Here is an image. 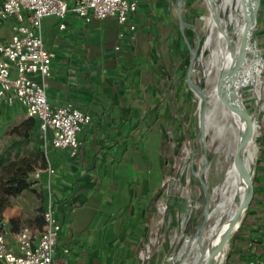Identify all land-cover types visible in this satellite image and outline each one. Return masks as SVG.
I'll return each instance as SVG.
<instances>
[{"label":"crops","instance_id":"0c3cea01","mask_svg":"<svg viewBox=\"0 0 264 264\" xmlns=\"http://www.w3.org/2000/svg\"><path fill=\"white\" fill-rule=\"evenodd\" d=\"M146 1L142 4L152 25L146 26L147 32L139 30L135 42L119 39L122 27L114 17L86 22L70 12L63 29L59 17L43 18L44 42L55 53L47 88L49 102L52 106L72 102L90 113L92 121L78 133L82 146L77 156L51 146L47 159L53 173L48 175L45 168L38 167L41 176L32 174L39 179L37 188L24 190L13 198L12 205L4 210V222L12 242L25 226L42 230L38 193L42 191L46 204L51 196L62 225L55 250L57 264H140L146 208L153 203L155 192L148 141L143 144L141 135L144 119L152 123L151 130L155 119L151 117L154 109L145 111L143 100H139V94L144 96L143 90L139 93L144 81L133 79L132 66L136 69L142 64L139 57L151 50L162 30H170L172 21V13L167 18L169 0ZM14 22L15 18L0 20L4 41L10 39ZM258 37L264 52V0L258 15ZM145 41L150 45L145 47ZM118 43L120 49H116ZM31 75L39 78L37 73ZM151 84L154 87V80ZM26 115L20 103L5 106L0 111V123L18 122ZM6 132L0 127L1 139L10 136ZM8 140L0 143V148ZM261 142L254 177L255 197L249 208L256 213L252 219L264 212V122ZM12 218L17 219L15 226L10 224ZM253 221L248 220L247 224ZM252 232L250 247L240 249L253 256L241 259L237 255L241 261L232 264H247L252 258L264 257V225Z\"/></svg>","mask_w":264,"mask_h":264},{"label":"rangeland","instance_id":"374dc122","mask_svg":"<svg viewBox=\"0 0 264 264\" xmlns=\"http://www.w3.org/2000/svg\"><path fill=\"white\" fill-rule=\"evenodd\" d=\"M169 2L177 31L174 35L170 28L169 31L162 30L161 36H157L165 59V74L160 90L158 88L164 101L158 105L160 109L157 113L155 110L152 112L151 117L155 121L147 142L155 192L153 203L146 208L147 222L140 264H180L182 256H178L179 251L186 238H193L201 232L206 204L208 207V198L206 200L199 176L204 179L210 193L217 181L213 175L217 145H206L205 140L209 139V135H205L204 131L199 135L202 106L198 88H207L205 67L201 61L210 53L209 48L204 50V43L210 30L208 18L211 11L207 0H183L181 26L178 0ZM254 34L255 38L251 41L255 40L261 50L263 66L257 73L253 59H247L240 83V98L256 122L257 144L254 160L250 164L252 172L261 155V129L264 122V52L258 37V20ZM143 45L147 47L150 43L145 41ZM192 55L194 64L191 79L194 86L188 80ZM9 137L0 138V143ZM255 214L253 210L247 211L241 227L230 240L227 264L241 261L236 258L237 254L229 256L232 245L248 249L254 237L253 229L264 225V212L257 213L259 217L252 219ZM248 220L256 222L247 224ZM209 222L210 219H206L204 225ZM247 225L253 226L247 228ZM236 236V240H233ZM222 262L225 264L226 257Z\"/></svg>","mask_w":264,"mask_h":264},{"label":"built area","instance_id":"2783aa9c","mask_svg":"<svg viewBox=\"0 0 264 264\" xmlns=\"http://www.w3.org/2000/svg\"><path fill=\"white\" fill-rule=\"evenodd\" d=\"M138 9L137 0H2L0 20L15 18L11 37L4 41L0 36V111L5 106L20 103L28 116L40 120L44 146L50 139L55 148L69 151L77 156L82 146L78 133L92 121V115L68 102L52 106L47 95L51 62L55 53L46 47L42 21L46 16L56 15L61 19L60 28H65L64 19L72 12L84 21L114 17L122 27L119 39L135 42L138 27L133 16ZM121 44L116 45L120 49ZM39 74V78L31 74ZM44 171L53 173L49 164ZM35 177L41 171H35ZM42 230L23 227L9 239L8 232H0V261L3 264H57L56 243L62 225L56 214L52 197L43 213ZM67 251V249H65ZM247 264H264V257L252 258Z\"/></svg>","mask_w":264,"mask_h":264},{"label":"bare ground","instance_id":"6f19581e","mask_svg":"<svg viewBox=\"0 0 264 264\" xmlns=\"http://www.w3.org/2000/svg\"><path fill=\"white\" fill-rule=\"evenodd\" d=\"M253 2L255 0H221L218 5V0H207L211 14L208 18L210 30L204 43V50L209 48L210 53L201 61L205 67L207 88H198V92L201 99L202 120L205 125L203 131L205 135H209L205 143L217 145L213 173L217 181L211 193L208 192L207 195L209 207L207 219L211 222L204 225L198 235L186 238L178 254L182 256L180 264H207L209 259L207 247L215 236L211 250L216 264L223 263L227 248L226 233L220 234L225 227V221L233 215L243 198L244 179L239 176L234 167L240 120L229 108L226 100V86L230 68L233 65L232 58L233 56L237 58L239 54L240 43L247 25L246 12ZM213 8L217 9L218 23L212 17ZM231 46H233V53ZM246 51L244 65L247 59H253L259 73L263 63L262 58L257 54L256 46L249 44ZM255 153L256 146H250L246 161L251 172L250 164L254 160ZM212 167L213 163H211ZM238 194L240 196L237 199ZM237 224L238 222L232 230H235Z\"/></svg>","mask_w":264,"mask_h":264},{"label":"trees","instance_id":"16d2710c","mask_svg":"<svg viewBox=\"0 0 264 264\" xmlns=\"http://www.w3.org/2000/svg\"><path fill=\"white\" fill-rule=\"evenodd\" d=\"M138 9L133 16V20L136 22L138 31L147 32L146 26H151L152 22L148 19V13L142 3L146 0H137ZM187 1V0H186ZM189 5V4H187ZM171 14L170 10L167 12V18ZM171 31L175 35L177 31L176 23L171 21ZM142 64L136 69L132 66L133 79H143V85L139 86V93L143 90L144 96L138 95L139 100H143V106L145 111L154 109L157 113L160 109L159 104L163 103L164 97H161L160 85L163 81L164 73V57L161 54L159 48V39L155 38L151 45V50L145 52L139 57ZM154 80V87L151 81ZM153 89H155L153 91ZM136 99V97H135ZM4 123V124H3ZM1 129L10 135L8 142L0 148V232L7 231V224L4 222V210L12 205L13 198L24 190L36 189V183L39 179L33 177V173L38 167L46 168L48 166V153L51 148L49 140L47 146H44V140L42 138V130L40 128V120L34 116H26L21 122H3ZM141 120L139 121V124ZM152 123H148L145 118L143 121V144L148 141L149 132L151 130ZM142 141V140H141ZM148 154L145 152V159L148 160ZM148 170V169H147ZM146 170V171H147ZM43 179H47L44 176ZM257 192V189H256ZM41 198V202L37 207L39 217L43 219V213L46 208L44 203V197L42 191L38 193ZM151 199V198H150ZM17 219L12 218L10 224L15 226ZM146 217L144 223H146ZM15 228V227H14ZM264 236V232L262 234ZM237 236L233 239L236 240ZM264 238V237H263ZM237 254L241 259H249L253 255L247 253L245 250H241L237 245L231 248L230 257ZM0 264H3L0 261Z\"/></svg>","mask_w":264,"mask_h":264},{"label":"water","instance_id":"95a60500","mask_svg":"<svg viewBox=\"0 0 264 264\" xmlns=\"http://www.w3.org/2000/svg\"><path fill=\"white\" fill-rule=\"evenodd\" d=\"M262 0H255V2L251 3L249 6L248 11L246 12V19H247V25L244 30L242 40L240 43L239 48V54L236 57L233 56L232 61L233 65L230 68L229 77L227 81L226 86V100L229 105V108L237 115V117L240 120V130H239V141L238 146L236 150V154L234 157V167L237 170L240 177L244 179L245 186L243 187V198L242 201L238 204V207L234 211L233 215L225 221V227L223 229V233H226V240H225V246L226 248V262L227 264V258H228V245L230 243V240L232 239L233 235L236 231L239 230V228L242 225V221L245 217V214L249 210L250 206L253 203L254 197H255V183H254V177H255V170L253 172L250 171L247 165V153L250 146L257 144L255 139V131H256V122L247 110L246 106L244 105L243 101L240 98V88H241V80L244 74V63L247 55V48L249 44L255 45L257 48V54L262 58L261 50L258 47L257 42L251 41L250 39L255 38V29L257 27V20H258V11L261 5ZM221 0H218V5L220 4ZM182 4L183 0H178V7H179V23L182 26L183 20H182ZM216 12L217 9L213 8L212 10V17L216 23H218L216 19ZM191 53L193 52V48L190 49ZM231 51L233 53V46H231ZM194 56L191 57V63L188 73V80L194 86V83L191 79V72L193 69L194 64ZM245 123V124H244ZM204 122L203 120H200V126H199V135L203 133L204 130ZM199 179L203 185L204 189V195L207 200L208 190L205 184L204 179L199 176ZM240 194L237 195V199L239 198ZM208 216V207L206 204L205 207V216L203 220L202 227L204 226L206 219ZM237 224L235 230H232L234 225ZM216 237V236H215ZM213 237L207 247V253H208V263L207 264H216L214 259V254L212 253L211 246L215 239Z\"/></svg>","mask_w":264,"mask_h":264}]
</instances>
